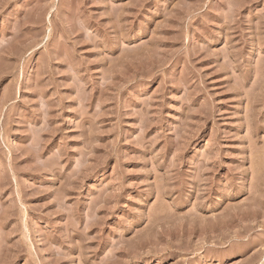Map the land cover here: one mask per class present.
<instances>
[{
	"label": "rangeland",
	"instance_id": "obj_1",
	"mask_svg": "<svg viewBox=\"0 0 264 264\" xmlns=\"http://www.w3.org/2000/svg\"><path fill=\"white\" fill-rule=\"evenodd\" d=\"M0 264H264V0H0Z\"/></svg>",
	"mask_w": 264,
	"mask_h": 264
}]
</instances>
